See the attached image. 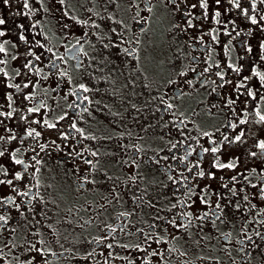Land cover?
Returning a JSON list of instances; mask_svg holds the SVG:
<instances>
[{
    "label": "flooded vegetation",
    "instance_id": "flooded-vegetation-1",
    "mask_svg": "<svg viewBox=\"0 0 264 264\" xmlns=\"http://www.w3.org/2000/svg\"><path fill=\"white\" fill-rule=\"evenodd\" d=\"M88 1L86 11L76 14L75 0H63V3L54 0L50 3L52 11L47 0H8L7 4L0 0V18L6 21L0 25V31L5 32L0 37V44L5 48L0 53V60L5 61L0 64L3 69L0 71V112H13L11 117L0 116V136L6 138L0 145L8 149V154L0 157V164L8 169V175L0 174V179L13 180L11 186L0 185V199L12 197L19 206L17 209L7 200L0 205V215L8 218V224L0 229V248L4 252L0 264H24L26 255H36L26 253L21 247L29 241L44 249L47 264H129V261L133 264H145V261L150 264H264V239L255 235L256 232L264 234V215H257L264 209V200L251 187L259 185L258 173L264 165L249 155L261 152L258 144L264 141V123L255 113L259 109L264 114V101L259 100V94L257 100L240 96L235 104L225 106L229 98L236 99V85L243 77H251L253 68L264 73V60L260 58L264 55L260 47L264 43V20L261 19L264 3L240 0L241 7L235 8L230 0H221L219 5L215 0H207L208 7L204 9L200 7V0H124L119 5L122 13L102 10L101 26L95 27L91 5L98 0ZM253 2L255 10L251 7ZM243 9H249L259 23L253 25L242 14ZM216 11L221 13L218 18L214 17ZM62 27L67 31L66 39ZM20 33L28 38L27 44L19 40ZM77 39L81 40L83 51L74 59L73 45L80 47ZM85 39L90 42L85 43ZM36 40L45 48L34 46ZM105 44L109 47L105 48ZM27 51L39 55L40 60L26 56ZM14 56L17 58L13 59ZM108 57L124 69L140 70L145 75L151 73L153 83H148V96L132 103L134 120L125 124L119 120L113 127L96 122L100 115L98 109L103 108L101 101L96 105L95 95L100 89L87 78L95 59L106 61ZM27 59L33 61L31 69L23 67ZM53 62L57 67H52ZM229 64L242 71L234 73ZM61 72L66 75L61 76ZM217 72H222L224 80L231 83L221 81ZM9 83L19 84L21 88H9ZM26 83L28 88L23 87ZM244 83L254 92L258 89L264 92L258 77ZM80 84L91 91L82 92L78 88ZM9 93L11 104L7 99ZM85 95L88 101L83 100ZM41 104L44 106L38 113L27 111ZM168 104L173 107L168 109ZM60 116L65 119L59 120ZM44 120L55 123L56 128L44 127ZM240 120L247 123L240 124ZM72 123L83 129V136L71 128ZM232 123L238 125L235 130L229 126ZM29 128H35L41 136L36 140L28 137ZM241 130L245 133L243 143H225L217 153L222 163L238 157L237 168H213L215 180H193L197 169L189 173L185 165L191 167L199 160L207 172L212 162V154L202 150L211 147L210 138L204 132L212 133L211 139L219 144L225 135L232 139ZM12 134L17 139L7 141ZM64 135H68L67 140L63 139ZM52 141L60 148L56 149ZM39 144L48 147L40 151ZM16 148L21 149L16 156L28 165L27 171L24 165L11 161L10 153ZM92 152L97 155H91ZM188 152L191 155L182 163L181 158ZM37 153L42 161L40 165L32 159ZM87 160L92 163H86ZM253 168L257 171L252 172ZM16 172L21 173V180H15ZM181 173L189 177L188 182L197 192L210 185L207 192L211 209L198 199L189 209L178 203L184 189L169 176L180 180ZM238 173L247 174L249 179L238 176L239 182H233L232 176ZM223 184L234 187L237 194L233 196ZM24 192L28 196L22 195ZM213 192L227 197L219 201L225 207L222 220H216L215 224L211 223V211L219 210L215 209L217 196ZM245 195L248 201L243 199ZM236 203L241 205L239 211L235 209ZM173 204L177 206L172 208ZM185 210L194 215L208 211L209 218L193 219L189 228L179 230L164 220L155 219L159 215L180 221L177 214ZM153 224L157 225L155 229L150 228ZM13 228L15 233L10 231ZM140 229L151 233L153 240L157 235L163 240L159 244L150 241L147 252L138 251L132 247L136 243L147 247L138 239ZM8 241L16 245L11 252L4 247ZM108 244L113 248L109 249ZM125 244L129 248L120 247ZM153 249L163 252V259L152 256ZM14 255L20 260H14Z\"/></svg>",
    "mask_w": 264,
    "mask_h": 264
},
{
    "label": "snow or ice",
    "instance_id": "snow-or-ice-1",
    "mask_svg": "<svg viewBox=\"0 0 264 264\" xmlns=\"http://www.w3.org/2000/svg\"><path fill=\"white\" fill-rule=\"evenodd\" d=\"M230 2L232 3L233 7H235V8H240L241 7L240 0H230ZM260 2L264 3V0H260ZM4 3L7 4L8 0H4ZM61 3H63V0H61ZM215 3H216V5H219L221 3V0H215ZM24 7L25 8L28 7L27 2H25ZM192 7L195 8L196 5L193 4ZM200 7L206 9L208 7L207 0H200ZM251 7H252V10H255V8H256L255 2L252 3ZM242 14L247 19H249L250 22L253 25H256V24L259 23V21L256 19L255 16L250 15L249 9H243L242 10ZM185 15H190V14L189 13H185ZM220 15H221L220 11H216L214 13V17H216V18H218ZM261 19L264 20V17H261ZM216 22L220 23V21L218 19L216 20ZM5 23H6V21L4 19L0 18V25H4ZM84 23H86V22H84ZM94 26L95 27H99V25H94ZM188 26L192 27L191 21H188ZM21 27H23V26H21ZM224 27H227V25H224ZM112 31L115 32L116 30L112 29ZM226 34L230 35V33H226ZM4 35H5V32L4 31H0V37H3ZM238 35H240V33H237V36ZM85 37H87V33H85ZM212 39L216 40V36H213ZM19 40L24 42L25 44L28 43V38L23 33L19 34ZM84 42L85 43H89L90 41L85 39ZM76 44L80 45V47L77 48L76 45H73V49H74L73 58L74 59L78 58L81 55V52L83 51V44H81V40L80 39H77ZM34 46H39L42 49L45 48V45L42 44L39 40L35 41V45ZM112 46L118 47L119 45L113 44ZM104 47L108 48L109 45L105 44ZM260 47L262 49H264V43H262L260 45ZM46 50L48 52H52L51 48H47ZM125 51H128V49H125ZM248 51L251 52V48H248ZM3 52H5V48H4L3 44H0V53H3ZM84 55H87V53H84ZM26 56L34 57L35 60H37V61L40 60V58H41L39 55H36L35 53H33L31 51H27L26 52ZM16 58L17 57H15V56L13 57V59H16ZM260 58L262 60H264V55H262ZM3 63H5V61L4 60H0V64H3ZM23 67L26 68V69H31L33 67V61L31 59H27L26 62L23 64ZM52 67L55 68V67H57V65L53 62ZM217 67H219V65H217ZM228 67L231 68L232 71L234 73H237V74H239L242 71V69L240 67H234L232 64H229ZM0 71H3V69H0ZM205 71H207V69H205ZM4 74L7 75V73H4ZM19 74H20V72H19V70H17V75H19ZM60 75L64 76V75H66V73L61 72ZM182 75H183V73H182ZM216 75L220 77L221 81H224L225 83H231V81H225L224 80V74L222 72H217ZM252 77H258L260 82H261L259 87L261 89H264V73H261V72L257 71L255 68H253L251 77H249V76L243 77V81H241L239 84L236 85V89H235L236 92H237L236 99L229 98L227 100L225 106H229L230 107L231 105L235 104L236 101L240 98V96H246V97L251 98L252 100H257V96L259 94V100L260 101H264V92H260L259 89L254 92L252 90V88H250L246 83H244V81H248ZM213 83H215V82L213 81ZM8 87L9 88L15 87L16 89H20L21 85H19V84L13 85V84L9 83ZM23 87L24 88H28L29 84L26 83V84L23 85ZM220 87H223V84H221ZM78 88H79V90H81L84 93H87V92L91 91V89L86 87L84 84H80L78 86ZM241 88L244 89V92H240L239 91V89H241ZM212 91H216V89L213 88ZM73 94H76V93H73ZM7 99L9 101V104H11L12 95L10 93L7 95ZM25 99H31V96H25ZM83 100L84 101H88L89 97L85 95V96H83ZM43 106L44 105L41 104L40 107L28 108L27 111L29 113H38L40 111V108L43 107ZM214 106L215 105H213V107ZM70 107H73V105H70ZM76 107H78V105H76ZM172 107H173L172 104H168L167 105L168 109H171ZM84 110L86 111L87 109L85 108ZM13 111H15V109H13ZM233 111H235V110L233 109ZM255 114L259 117V121L261 123H264V114H261L259 109L256 110ZM12 115H13V112H7V113L0 112V116L11 117ZM21 119H27V117H21ZM63 119H65V116H60L59 117V120H63ZM0 123H2V121H0ZM31 123L39 124L40 121H32ZM245 123H247L246 120H240V124H245ZM43 126L47 127V128H50V129L56 128V124L55 123H51L48 120H44L43 121ZM229 126L233 130H235L238 127V125L235 124V123H232ZM71 128L75 129L77 132H80L81 135L83 136V129L77 128L75 123L71 124ZM9 131H11V130L9 129ZM203 135L204 136H208L210 138L211 147L210 148H203L202 150H203L204 153H209L210 152L212 154V162H211L207 172H205L201 168L199 160L197 161L196 164L192 165L191 167H188L187 165H185V167L187 168V171L189 173H192L193 168L197 169V171H196V173H195V175L193 177V180H195L196 178L207 179V180H210V181L211 180H215L216 179V175H215V172L212 171L213 168L218 169V170L225 169V168H227V169H236L237 166H238L237 162H236V161L239 160L238 157H236L234 160L229 161L227 163H222L221 160H220V156L217 155V153L221 152L222 147H223V145L225 143H227L229 145L236 144V143H243L244 142L243 138L245 136L244 131L241 130L232 139H230L229 136L225 135L223 137V141H221L219 144L215 140L211 139V136L213 135L212 133L204 132ZM27 136L28 137H32L33 140H36L37 138H39L41 136V132L37 131L35 128H29L27 130ZM84 138L87 139L88 137L85 136ZM16 139H17V137H16L15 134H12V135L7 137V141L16 140ZM63 139L67 140L68 139V135H64ZM5 140H6L5 136H0V142H4ZM52 143L56 146V149L60 148L59 145L55 144V141H52ZM175 146H176L175 144L172 145L173 148ZM47 147H48L47 144H39L40 151H44ZM258 147L261 149L260 153L250 152L249 155L251 157H253V158H257L261 162V165H264V141H260L259 144H258ZM20 151H21L20 148H16L14 152L10 153L11 161L15 165H24L25 166L24 170L27 171L28 165L25 164L24 160L18 159L17 156H16V153H18ZM6 154H8V149L4 148V147H2V145H0V157H5ZM76 155H80V153H76ZM91 155L95 156V155H97V153L96 152H92ZM187 155H191V152H188L185 157L181 158V162L182 163L187 158ZM38 156H39V153H37L36 156L32 157V159L35 161L36 165H40L42 163V161L37 158ZM173 158L175 159V157H173ZM163 159H167V157H163ZM85 162L88 163V164L92 163V161H90V160H87ZM169 167L171 168V165ZM39 170H40L39 168H36V172H39ZM251 171L252 172H256L257 169L253 168V169H251ZM0 174H2L4 176L8 175V169L5 168L3 166V164H0ZM258 175L260 177L259 185L253 184V185H251V187L257 189V195H259L260 198L262 200H264V167L261 168V171L258 173ZM238 176H242L244 180H248L249 179L247 174L238 173L237 175L232 176V181L233 182H239L238 181ZM180 177H181L180 180H176L172 176H169V179L173 180L174 184H180L183 187V189H184L183 198L182 199H178V203L184 209H189V208H192L196 204L197 199H198L200 204H203V205L209 207V209H211L210 198H209V194L207 192V189L210 187V185H205L204 188H201L200 191L197 192L195 190V188L188 182L189 181V177L188 176H186L183 173H181ZM14 178H15V180H21L22 179L21 173L20 172H16ZM91 183H94V181H91ZM249 183H250V181H249ZM12 184H13V180L12 179H7V180L0 179V185H9V186H11ZM196 187L198 188L199 185L197 184ZM222 187L225 188V189H228V191L231 192L233 196H235L237 194V190L234 187L229 188L228 184H223ZM13 190L18 192L17 189H13ZM176 191H179V189H177ZM240 191H244V189L241 188ZM18 194H21V193L18 192ZM22 195L28 196V192H24V193H22ZM173 195H175V192L173 193ZM212 195L217 196V201L215 203V209L219 210V211H211V215L213 217V219L211 220V223L215 224L216 220H222V214L224 212V207H225V206H222L219 201H220V199L227 200V197L226 196L221 197V195L219 193H216V192H213ZM194 197H195V199H194ZM243 199L245 201H248L249 197L247 195H245L243 197ZM5 200H7L9 203H12L13 205H15L14 198H12V197H5L3 199H0V205H3ZM231 203H232V201L229 200L228 204H231ZM151 206L155 207V205H151ZM176 206H177L176 204H173L172 208H175ZM15 207L17 209H19L18 205H15ZM240 207H241V205L239 203L235 204V209L237 211H239ZM252 207L255 208L256 205H252ZM177 215H179L181 217L180 221H177V219L175 217H173L172 219H168L167 217H160L159 215H157L155 217V219L164 220L166 224L171 225L174 229L179 230L181 228H184V229L189 228L192 225V220L193 219L199 220V221H205V220H208V218H209V212L208 211L203 212L202 215H194L191 211L185 210V211H183L181 213H178ZM257 215H264V209L260 210L257 213ZM0 222H2V223H0V229H4L5 226L8 224V218L6 216H4V215H0ZM260 222L261 221H257V223H260ZM156 227H157V225H155V224L150 225L151 229H155ZM200 227L203 228V224H201ZM10 231L12 233H15L16 229L13 228ZM113 231H115V229H113ZM121 231H123V229H121ZM138 231L141 233V235L138 237V239H142L144 244L147 246V247H142L140 243H136L132 247L134 249L138 250V251L147 252V249L151 248L150 241L159 244L163 240V237H160L159 235H157L156 238L153 240L152 234L151 233H144L143 229H140ZM32 234L33 235H37L38 233H32ZM130 234H132V233H130ZM0 235H2V232H0ZM255 235L257 237H260L261 239H264V234H262L260 232H256ZM173 238H175V237H173ZM248 239L251 241V239H252L251 236H249ZM4 247L8 248L9 252H11L12 249L16 247V245L13 244L11 241H8V242L4 243ZM21 247L25 250L26 253H32V252L36 253V255H26L24 264H40V260H43V264H47V258L45 256L43 248L37 247V245L35 243H32L30 241L27 242L25 245H21ZM107 247L109 249H112L113 245L112 244H108ZM120 247L129 248V245H127V244L120 245ZM257 247H259V246L257 245ZM108 255L111 257L112 253L109 252ZM151 255L152 256H158V257H161V259H163L164 253L159 251V250L153 249L152 252H151ZM182 255H183V253H182ZM38 257L40 258V260H38ZM3 258H4L3 248H0V259H3ZM13 259L16 260V261H19L20 257L18 255H14ZM129 264H133V262L129 261ZM145 264H150V261H145Z\"/></svg>",
    "mask_w": 264,
    "mask_h": 264
},
{
    "label": "rangeland",
    "instance_id": "rangeland-1",
    "mask_svg": "<svg viewBox=\"0 0 264 264\" xmlns=\"http://www.w3.org/2000/svg\"><path fill=\"white\" fill-rule=\"evenodd\" d=\"M122 2L124 0H106V3L98 0L97 4L93 3L94 6L91 5L92 13L95 14L93 23L101 26L103 20L101 11L104 9L122 13L121 6H119ZM50 3L53 4L54 0H47L48 8L52 11ZM75 5L78 11L75 12L76 14L84 13L88 8L89 1L75 0ZM84 18L88 20L90 17ZM48 24H51L50 20ZM61 31L64 39L68 38L67 31L63 27ZM98 60V58L95 59L94 65L89 68L90 71L87 77L92 85L94 84L100 89L95 95L97 97L96 105L99 106L101 101L103 108H101L102 111L98 109L100 115L96 122L98 124L99 122L102 123L104 127H113L119 120H122L124 124L128 121L132 122L134 118L130 107L132 103L138 102L143 96H148V83L153 85L151 73L145 70V72H148V75H145L140 70L124 69L125 67L115 64L109 57L106 61L103 58ZM156 61H158V58H156ZM158 81L160 82V79Z\"/></svg>",
    "mask_w": 264,
    "mask_h": 264
}]
</instances>
